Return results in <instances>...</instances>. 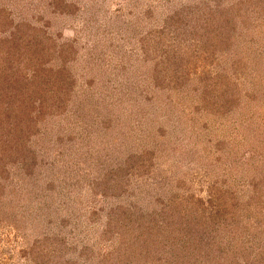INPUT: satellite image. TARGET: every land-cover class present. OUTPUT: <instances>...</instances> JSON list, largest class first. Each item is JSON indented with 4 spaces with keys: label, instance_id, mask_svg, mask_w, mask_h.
Wrapping results in <instances>:
<instances>
[{
    "label": "rangeland",
    "instance_id": "374dc122",
    "mask_svg": "<svg viewBox=\"0 0 264 264\" xmlns=\"http://www.w3.org/2000/svg\"><path fill=\"white\" fill-rule=\"evenodd\" d=\"M0 264H264V0H0Z\"/></svg>",
    "mask_w": 264,
    "mask_h": 264
},
{
    "label": "trees",
    "instance_id": "16d2710c",
    "mask_svg": "<svg viewBox=\"0 0 264 264\" xmlns=\"http://www.w3.org/2000/svg\"><path fill=\"white\" fill-rule=\"evenodd\" d=\"M2 154V153H1Z\"/></svg>",
    "mask_w": 264,
    "mask_h": 264
}]
</instances>
